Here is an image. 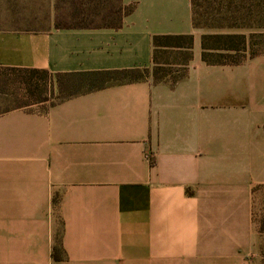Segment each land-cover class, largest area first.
I'll use <instances>...</instances> for the list:
<instances>
[{"label": "crops", "instance_id": "0c3cea01", "mask_svg": "<svg viewBox=\"0 0 264 264\" xmlns=\"http://www.w3.org/2000/svg\"><path fill=\"white\" fill-rule=\"evenodd\" d=\"M192 17L191 0H0V68L141 69L154 35H193L174 85L121 82L0 115V264L262 256L264 55L245 86L227 84L219 70L243 66L203 63Z\"/></svg>", "mask_w": 264, "mask_h": 264}, {"label": "trees", "instance_id": "16d2710c", "mask_svg": "<svg viewBox=\"0 0 264 264\" xmlns=\"http://www.w3.org/2000/svg\"><path fill=\"white\" fill-rule=\"evenodd\" d=\"M197 0H191L192 10V24L195 29H201L205 25L201 24L198 20L200 15L198 11ZM132 7L126 9V12H131ZM228 11L234 14L231 8V2L229 1ZM218 13V12H217ZM263 15V14H262ZM264 17V15L262 16ZM228 27H236L234 23ZM260 28L264 27V24H260ZM217 28H225L224 26H218ZM255 35L251 34L246 36L244 34H202L201 35V60L207 65L218 66H240L245 64L248 60H251L264 53H257L252 51L253 39ZM153 43V56L152 66L146 68L124 69V70H111L100 71L91 73H75V74H56L51 75L47 71L31 70V69H19V68H0V78L4 82L23 83L30 90L31 85L37 80L36 76H41L40 80L54 81L57 86V101L49 104L48 106H42L40 112L47 111L49 106L54 105L60 101L74 97L80 94L88 93L94 90L102 89L106 86L121 83L143 80L150 77L154 83L165 81V77L159 76L160 71H163L164 66L167 63L162 62V57L168 54H172V51L177 50L179 55L186 57L184 64V72L182 76L173 82V85L184 79L188 73V65L192 59L193 48V35H154L152 37ZM236 55V58H235ZM17 74H20L19 76ZM13 75H17L14 78ZM27 92V91H25ZM33 95L27 93L25 97L29 98L23 105L14 109H25L35 104H39L41 100L32 99ZM14 109H8L0 112V115ZM55 251L58 250L55 248ZM55 258H58L54 254Z\"/></svg>", "mask_w": 264, "mask_h": 264}, {"label": "rangeland", "instance_id": "374dc122", "mask_svg": "<svg viewBox=\"0 0 264 264\" xmlns=\"http://www.w3.org/2000/svg\"><path fill=\"white\" fill-rule=\"evenodd\" d=\"M229 1L231 2V8L235 11L233 12L234 14L228 11ZM197 3L200 13L198 20L201 24L205 25L201 29H196L197 31L203 34H244L246 36L253 34L255 37L253 39L252 51L264 53V27H259L260 24H264V17H262L264 15V0H197ZM232 23L236 27H228ZM218 26H224L225 28H217ZM172 52V54L162 57V62L167 64L164 66V70L159 73V76L165 77L170 82L182 76L186 60V57L179 55V52H176V50ZM248 61L245 63L246 65ZM245 64L242 65L243 69L241 71L237 68V71L229 72L227 70H219L218 73L221 74L220 76L225 77L227 84L231 83V78L236 76V81L239 82L242 80L241 82L245 86L246 82L250 81V68H244ZM17 75L19 76L20 74ZM17 75H13V80L17 78ZM40 77L39 75L36 76L37 80L31 85L30 90L23 83H15L14 81L8 83L0 78V112L17 108L29 101V98L25 97L27 93L33 95V100H41L39 104L25 108L30 111L40 112L42 106H48L57 101L58 92L54 89L53 81H50L49 78L40 80ZM240 77L241 80L239 79ZM148 79L151 78L148 77ZM244 90L245 88L243 87ZM261 213L263 216H260L258 220L259 223L263 221L264 228V211ZM259 243V248L262 246V256H257L254 264H264V236Z\"/></svg>", "mask_w": 264, "mask_h": 264}]
</instances>
